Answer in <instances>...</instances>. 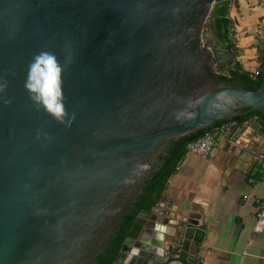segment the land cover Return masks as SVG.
<instances>
[{
  "label": "water",
  "instance_id": "obj_1",
  "mask_svg": "<svg viewBox=\"0 0 264 264\" xmlns=\"http://www.w3.org/2000/svg\"><path fill=\"white\" fill-rule=\"evenodd\" d=\"M228 13L229 0H0V97L12 100H0V264L95 262L174 139L249 108L263 119L247 131L264 141V46L257 90L216 75L236 60ZM42 49L73 57L70 126L25 91ZM153 197L111 264H199L198 216L168 210L160 190Z\"/></svg>",
  "mask_w": 264,
  "mask_h": 264
},
{
  "label": "crops",
  "instance_id": "obj_2",
  "mask_svg": "<svg viewBox=\"0 0 264 264\" xmlns=\"http://www.w3.org/2000/svg\"><path fill=\"white\" fill-rule=\"evenodd\" d=\"M228 20L235 61L256 72L261 68L257 49L264 46V0H229ZM248 123L232 130L234 151L225 148L228 141L219 133L207 157L186 149L162 191L168 210L198 216L204 230L199 264H264V230L253 232L257 199L264 195L259 157L264 141H253ZM177 237L166 243L165 255L178 253ZM172 243L176 251H171Z\"/></svg>",
  "mask_w": 264,
  "mask_h": 264
},
{
  "label": "trees",
  "instance_id": "obj_3",
  "mask_svg": "<svg viewBox=\"0 0 264 264\" xmlns=\"http://www.w3.org/2000/svg\"><path fill=\"white\" fill-rule=\"evenodd\" d=\"M211 26L210 19L207 23ZM231 50L236 55L235 47L230 42ZM217 77L230 84L242 86L249 90H257L263 83V75L259 68L256 72H251L243 69L238 61L230 63L221 68L216 69ZM261 118L262 114L256 110H250L249 108H243L240 110V114L231 118L230 120L236 121L237 124H242L244 121H250L253 118ZM228 121H218L214 127L208 129H201L195 133L181 136L177 139L170 141L157 156L156 170L152 175L144 182L142 191L136 201L131 205L128 211L123 215L122 219L110 237L105 247L100 254L96 257L95 262L92 264H111L116 255L118 254L124 240L128 237L134 236L139 226L135 223V218L140 210H150L156 200L154 194L156 191H163L167 180L174 172L179 161L186 152V145L188 142L202 136L205 132L213 130L218 124Z\"/></svg>",
  "mask_w": 264,
  "mask_h": 264
},
{
  "label": "clouds",
  "instance_id": "obj_4",
  "mask_svg": "<svg viewBox=\"0 0 264 264\" xmlns=\"http://www.w3.org/2000/svg\"><path fill=\"white\" fill-rule=\"evenodd\" d=\"M73 62V57L65 55L62 60L56 52L42 49L34 54L28 63L24 82L25 91L34 106L42 108L61 124L70 126L75 112L69 113L64 92L65 73ZM8 81L0 82V93H5ZM5 105H11L10 98L0 97ZM38 133V137H39ZM46 135V134H45Z\"/></svg>",
  "mask_w": 264,
  "mask_h": 264
},
{
  "label": "built area",
  "instance_id": "obj_5",
  "mask_svg": "<svg viewBox=\"0 0 264 264\" xmlns=\"http://www.w3.org/2000/svg\"><path fill=\"white\" fill-rule=\"evenodd\" d=\"M249 121H244L242 126L247 125ZM239 126L236 121L228 120L218 124L213 130L205 132L202 136L190 141L186 145V149L192 153H195L201 157H207L216 142V134H221L228 142L234 143L235 136L232 134V130ZM263 168H264V153L259 155ZM262 185L264 187V178L262 179ZM264 230V195L257 199V209L255 213V223L253 226V232H261ZM176 251V244H171V251ZM166 257H173L177 255L174 252H166Z\"/></svg>",
  "mask_w": 264,
  "mask_h": 264
},
{
  "label": "flooded vegetation",
  "instance_id": "obj_6",
  "mask_svg": "<svg viewBox=\"0 0 264 264\" xmlns=\"http://www.w3.org/2000/svg\"><path fill=\"white\" fill-rule=\"evenodd\" d=\"M211 21V20H210ZM204 32V31H203ZM210 32H211V26H206V29H205V33H206V36L210 35ZM205 36V37H206ZM264 45V43H263ZM231 46V45H230ZM234 63V62H233ZM261 64V63H260ZM157 160V157L155 159V161ZM157 163V162H156ZM162 192V191H161ZM141 211V210H140ZM139 213V212H138ZM125 241V240H124Z\"/></svg>",
  "mask_w": 264,
  "mask_h": 264
},
{
  "label": "rangeland",
  "instance_id": "obj_7",
  "mask_svg": "<svg viewBox=\"0 0 264 264\" xmlns=\"http://www.w3.org/2000/svg\"><path fill=\"white\" fill-rule=\"evenodd\" d=\"M208 20H209V18L207 19V22H206L205 25H204V32H203V36H204V37L206 36L205 29H206V26H208V25H207Z\"/></svg>",
  "mask_w": 264,
  "mask_h": 264
}]
</instances>
